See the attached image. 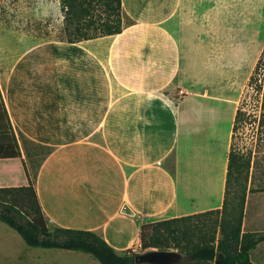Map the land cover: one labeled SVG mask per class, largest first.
<instances>
[{
  "label": "crops",
  "instance_id": "1",
  "mask_svg": "<svg viewBox=\"0 0 264 264\" xmlns=\"http://www.w3.org/2000/svg\"><path fill=\"white\" fill-rule=\"evenodd\" d=\"M233 8L122 0L121 32L80 41H34L0 16V90L32 176L41 155L36 187L52 226L95 230L119 252L137 251L146 222L222 209L234 99L193 74L191 57L202 54H190L185 27L233 19ZM172 87L177 102L164 93ZM260 182L250 177L244 232L264 234V190L251 189ZM10 248L0 247V264H97L78 250ZM251 259L264 264V237Z\"/></svg>",
  "mask_w": 264,
  "mask_h": 264
},
{
  "label": "trees",
  "instance_id": "2",
  "mask_svg": "<svg viewBox=\"0 0 264 264\" xmlns=\"http://www.w3.org/2000/svg\"><path fill=\"white\" fill-rule=\"evenodd\" d=\"M66 11L67 40L80 41L123 30L122 0H61ZM263 74L260 115H247L240 107L233 127L232 146L222 209L150 221L142 224V250L175 248L188 263L256 264L251 251L264 234L244 232L246 196L249 189L253 150L235 146L239 122L259 121L258 146L264 140V66H256L250 84ZM255 114V113H253ZM264 190V184L251 187ZM0 220L14 228L30 246L64 248L87 252L102 264H136L133 248L119 252L97 231L52 226L22 157L20 143L0 90Z\"/></svg>",
  "mask_w": 264,
  "mask_h": 264
},
{
  "label": "rangeland",
  "instance_id": "3",
  "mask_svg": "<svg viewBox=\"0 0 264 264\" xmlns=\"http://www.w3.org/2000/svg\"><path fill=\"white\" fill-rule=\"evenodd\" d=\"M231 1L234 7L233 19H203L200 23L199 20H193L186 25L185 31L190 34L189 39L186 40L190 54L198 50L202 54L191 57L196 58L197 64L193 74L197 75V79L200 74V81L206 79L216 94L234 99V118L240 107L247 115L252 113L259 116L263 94L257 88L263 81V74H260L253 84H250V81L256 66L259 64L261 70L264 66V0ZM65 14L61 0H0V16L6 18L2 20L8 25L22 27L26 32L31 33L34 41L42 38L67 39ZM122 18L124 24L123 9ZM203 24L206 25L205 29ZM203 30L206 37L198 39L195 33ZM164 93L174 102H177L182 95L173 87ZM258 128L259 121H255L254 118L239 122L234 143L237 148L253 150L251 173L264 178V140L256 145ZM40 156L33 163L34 175ZM263 184L264 182H260L252 186ZM24 245L27 243L23 237L0 220V247H13L10 250L14 252L22 249ZM141 247L140 243L137 251H145ZM184 257L185 253L182 261L176 264H215L188 263ZM94 259L97 264H101L97 258ZM78 261V264H87L82 259Z\"/></svg>",
  "mask_w": 264,
  "mask_h": 264
},
{
  "label": "water",
  "instance_id": "4",
  "mask_svg": "<svg viewBox=\"0 0 264 264\" xmlns=\"http://www.w3.org/2000/svg\"><path fill=\"white\" fill-rule=\"evenodd\" d=\"M124 211L132 210L126 205ZM183 259V253L172 249H150L145 251H137L135 253L136 264H176Z\"/></svg>",
  "mask_w": 264,
  "mask_h": 264
}]
</instances>
